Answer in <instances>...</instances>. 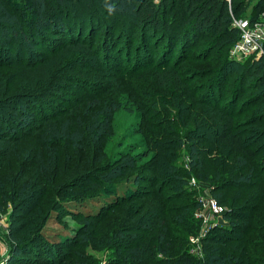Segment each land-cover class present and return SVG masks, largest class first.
I'll return each instance as SVG.
<instances>
[{"label": "trees", "instance_id": "obj_1", "mask_svg": "<svg viewBox=\"0 0 264 264\" xmlns=\"http://www.w3.org/2000/svg\"><path fill=\"white\" fill-rule=\"evenodd\" d=\"M174 2L182 3L181 11L177 12L181 14L172 13ZM232 8L235 14H241L247 5L244 0H232ZM18 13L20 16L9 7L8 1L0 0V107L13 100L25 82L38 85V93L34 95L38 102L33 105L27 100L17 107L11 106L7 119L0 112V195L12 201L16 210L26 213V217L16 218L11 224V248L0 264H54L57 256L63 264L71 263L72 258L75 264H92L85 246L94 232L100 233L106 206L127 207L138 199L144 203L147 219L135 223L136 214L125 215L112 238L107 240L109 245L115 240L128 241L118 247L120 264H257L263 261L257 258L255 248L261 252L264 248L250 237L259 206L248 214L253 208L251 199L238 203L246 197L240 193L246 187L263 189L264 198V179L260 173L255 175L258 165L264 171V155L258 157L254 149L245 146L240 132L233 131L232 110L217 104L232 76L235 77L231 81L233 97L236 95L234 101L252 93V89L254 100L264 99V57L250 56L243 60L229 57L239 30L232 26L228 0H24ZM209 34L213 38L204 51L226 48L229 55L225 64L214 70L217 73L214 85L206 95L200 96L196 88L199 83L192 81L198 74H191L192 67L182 65L188 58L182 56ZM60 36L66 40H60ZM197 55L195 52L190 57L196 60ZM4 58L7 64L1 62ZM124 63H128L129 69L121 73L117 68ZM7 70L10 73L5 81L1 74ZM75 71L68 77V72ZM144 73L163 93L182 87L191 93L194 103L205 104L210 110L208 124H204L208 131L191 136L187 143L178 137L179 144L187 146L190 157V171L186 175L177 165L169 163L167 147L157 141L164 136L155 130L145 133L149 142L144 151L123 150L112 158L105 150L106 141L114 134L115 112L128 106L120 96L127 92L137 100L139 86L145 84ZM96 78L108 80L100 83L97 92L80 95L62 110L48 104L52 97L60 96L67 80L83 84L97 82ZM252 94L247 97L252 99ZM142 105L146 107L138 100L137 107ZM213 129L216 131L212 137L208 133ZM211 137L218 146L238 154L234 160L236 173L228 181H221L223 170L205 153L204 142H212ZM170 142L161 140L162 144ZM63 146L71 150L65 153ZM75 152L79 153L77 172L63 178L64 162H69ZM166 164H169L167 169L163 168ZM162 170L169 176L168 181L179 183L184 193L191 172L199 179L213 182L211 193L220 204L229 202L231 206V210L224 211L227 224L214 227L211 235H201L204 246L198 253L185 244L190 234L197 233L200 221L203 222L195 215L201 203L169 206L175 196L165 193ZM87 179L95 191L109 196L104 197L102 210L83 208L80 211L78 234L73 241L69 237L56 243L67 249L66 253H60L54 244L39 238L44 235L42 230L50 217L49 209L56 206L61 209L64 202L52 197L51 189L43 186L58 182L59 190H70L78 180ZM38 181L42 188H37ZM143 181L148 185H143ZM76 197L72 199L77 206L87 205L83 198ZM234 208L238 211L235 214ZM244 210L248 215L242 213ZM105 236L108 234L101 238ZM219 242L226 245L222 248ZM228 244H232L229 249Z\"/></svg>", "mask_w": 264, "mask_h": 264}, {"label": "rangeland", "instance_id": "obj_2", "mask_svg": "<svg viewBox=\"0 0 264 264\" xmlns=\"http://www.w3.org/2000/svg\"><path fill=\"white\" fill-rule=\"evenodd\" d=\"M9 2V7L13 10L14 13L20 14L19 9L24 6V0H6ZM247 8L242 10L240 13L244 16H253L257 14L256 5L258 0H244ZM176 5V6H175ZM175 6L172 13H177L181 11L183 5L181 2L173 3ZM181 14V13H177ZM213 35L209 34L204 38H201L197 44L191 47L187 53L185 52L182 57L185 55L188 58L182 65H188L192 67L191 74L197 73L198 77L194 78L192 81L199 83V86L196 87L198 91V95L204 96L207 94V91L211 86L215 83V76L220 67L225 64V59H228V53H226L227 49L224 51L218 48H209V50L204 51L207 48V44L211 43V39ZM60 40L65 41L66 38L60 36ZM53 45V44H52ZM198 54L196 60L191 59V55ZM227 55V57H226ZM231 57V55H229ZM2 63L7 64L6 58H4ZM9 69V68H8ZM129 69L128 63H124L120 65L117 70L126 71ZM215 70V71H214ZM120 71H118L117 75L120 76ZM214 71V73H213ZM8 73L10 70L3 72L1 75L4 77L5 81L8 78ZM65 73V72H64ZM75 72H68V77L70 75H74ZM116 74V72H114ZM190 74V76H192ZM90 78L91 76L88 75ZM145 84L139 86L140 90L137 92V100H133L132 97L125 92L120 97L123 98V101L127 103V107H122L117 110L114 114V134L108 138L105 144V150L109 157H115L119 151L127 150L137 153L139 151H144L147 149V143L149 141L146 139L145 133L150 134L152 130L159 132L164 137H159L157 141H159V145H165L167 147V155L169 159V163L173 165H177L179 170L183 175H186L187 171H190V157L188 153V149L186 145L179 144L178 137H182L184 142H188L190 138L198 136V134L203 133V131H208V128L204 124H208V118L210 112L208 106L198 105L190 99L191 93H186L185 90L181 87L178 90L170 89L168 93H163L160 89H157L153 84L150 76L147 73H144ZM235 77L232 76L227 81V87L224 89L223 98L219 104V107H224L227 110H232L233 114V131H239L241 137L245 140V146L251 150H255L258 153V157L264 155V99L261 98L259 101H256L254 95L255 90H251L248 93L251 98H248L247 95H243V98L234 101L235 96L234 89L231 88V81ZM67 80L64 84V88L60 94V96L52 97V101L48 104L57 105L58 110H62L67 107L70 103L75 102L80 95L86 92H97L100 87V83H107V79L98 80L93 83H83L79 84L75 81ZM212 80L214 82L212 83ZM138 83V80H137ZM212 83V84H211ZM38 86L37 84H35ZM34 85H28V83H24L20 86L19 94L10 101H6L3 107H0L1 116L7 117L9 116L8 110L11 106L17 107L19 104L24 101H30L33 105L38 102L34 95H37V87ZM113 86V83H111ZM128 87V86H127ZM215 88V86L213 87ZM233 89V90H232ZM28 91L29 92L28 94ZM41 91V90H40ZM242 97V96H241ZM141 101L144 103L146 107L143 105L141 108L137 107V101ZM248 100V101H247ZM156 101V103H154ZM167 102V103H165ZM43 103V102H42ZM148 103V104H147ZM212 105H215L212 103ZM64 107V108H63ZM30 109V108H29ZM255 117H258L262 120H256ZM263 121V122H262ZM1 124V123H0ZM215 126L214 128H216ZM213 128V127H212ZM211 128V129H212ZM176 135H174V131ZM173 131V132H172ZM216 129H213L210 133L213 137V133H215ZM163 134V135H162ZM207 134V135H208ZM192 136V137H191ZM211 137V141L212 138ZM162 139H167V141H171L170 143H161ZM63 151L67 153L71 149L68 146H63ZM204 147H206L207 158L210 161H213L216 167L223 170V177L221 181L230 180V175H233L236 166L234 164V160L236 159L238 154H234L231 150L227 148H223L222 146H218L216 142L212 141L210 143L204 142ZM221 147V148H219ZM151 152L150 155H152ZM256 156V157H257ZM149 157V156H148ZM145 158V159H148ZM79 161V153L75 152L74 157L68 162H64V175L65 177H72L77 172V165ZM163 166V165H162ZM169 164L163 166V168H168ZM242 169V168H241ZM248 170V169H244ZM165 173L162 176V181L165 184V193H172L175 196V200H172L169 203V206L173 207H181L187 204H191L194 201H199L202 198L210 199L216 198L212 193V189L214 187L213 182H208L206 180L199 179L193 172L188 177V182L185 185L186 192L184 193L183 188L179 187V183H175L173 181H168L169 176ZM236 171V170H235ZM262 175L264 179V171L262 170L261 165L257 166V171L255 175ZM58 178L60 180L62 178ZM90 179L77 181V185L75 188L70 190H59L58 185L60 183L55 182L51 183V185H44L46 189L49 188L52 191V197H55L58 200L64 201L61 209L57 206L49 209L50 217L47 219L46 224L42 230L41 240L45 241L47 244H54L56 251H60V253H66L67 249L61 248L60 244H56L58 242H63L67 238L75 237L78 234V225H79V216H81L80 211L86 209L87 211H91L96 209L102 210L104 207V197L109 196L108 193L103 191H95L93 187H90L89 183ZM195 180V181H193ZM256 182V180H255ZM37 188H42V185L37 182ZM216 183V182H215ZM143 185H148L146 181L142 182ZM260 185V184H259ZM61 191V192H60ZM240 193H244L246 197L242 202L238 204L247 203L248 198H250V203L253 205V208L248 212L244 210L242 213L248 215L255 209V207L259 206V211L256 213V218L253 221L252 230L253 233L250 235L252 241H255L259 247L264 248V198L263 189L260 191L258 188L254 187H246L243 188ZM234 192L231 193L232 198ZM73 196L81 197L87 202V205L77 206L76 201L72 199ZM115 197H118L117 194H114ZM76 197V198H77ZM238 198V197H237ZM237 198L235 200H237ZM108 202H110L108 200ZM99 205H101L99 207ZM144 203L141 199H138L136 203H130L127 207L120 206L114 208L113 206H106V213L103 216V219L100 224V233L94 232L91 235V241L85 246V251L87 257H90L92 264H120L122 261V257L119 251V245L123 243H127L128 241L122 240V242H115L111 245L108 244L107 240L112 238L113 233L120 226V221L122 217L126 215V217L135 215V220L133 222L137 223L142 219H147L145 217L147 215V210H143ZM223 210H231V206L229 202L222 204ZM108 207V208H107ZM236 207V206H235ZM238 207V206H237ZM252 207V206H251ZM199 209L195 211V215L197 216ZM237 209L234 208V213H237ZM248 214H247V213ZM209 222L205 224L200 221V227L197 230V233L190 234V240L185 246H189L190 250L198 253L200 249L204 246L202 242L203 236L211 235L214 231V227L218 225L227 224L228 220L224 217V213L222 215H213L208 211L204 213ZM19 217H26V213L24 211L16 210L15 204L8 200L6 201L2 195H0V263L6 259L9 255L11 240L9 237V230L11 224L14 222V219ZM216 233V232H214ZM108 234L104 238H101L102 235ZM203 235V236H201ZM202 237V238H201ZM104 239V241H102ZM226 244L219 242V246L222 248ZM121 246V245H120ZM186 246V247H187ZM232 244H228L227 248H231ZM227 250V249H224ZM222 250V251H224ZM255 252L257 258L263 259L260 263L264 262V251L261 252L258 248H255ZM201 256V255H200ZM56 262L54 264H63L60 260V257L57 256ZM75 259L72 258V262L69 264H75Z\"/></svg>", "mask_w": 264, "mask_h": 264}, {"label": "built area", "instance_id": "obj_3", "mask_svg": "<svg viewBox=\"0 0 264 264\" xmlns=\"http://www.w3.org/2000/svg\"><path fill=\"white\" fill-rule=\"evenodd\" d=\"M259 2L261 5H257V14L244 16L235 14L236 12L232 8V0H228L232 26L239 30L238 39L230 47V55L235 59L243 60L250 56L264 57V0H258ZM200 203L198 216L202 218L205 224L209 222L208 217L204 214L206 211L213 215L224 213L222 204L216 198H202Z\"/></svg>", "mask_w": 264, "mask_h": 264}]
</instances>
